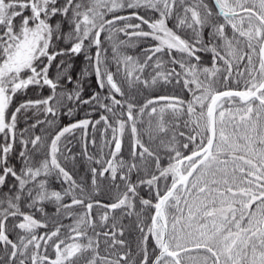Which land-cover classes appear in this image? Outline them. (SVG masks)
Here are the masks:
<instances>
[{
    "label": "snow or ice",
    "instance_id": "6c2138e0",
    "mask_svg": "<svg viewBox=\"0 0 264 264\" xmlns=\"http://www.w3.org/2000/svg\"><path fill=\"white\" fill-rule=\"evenodd\" d=\"M0 264H264V0H0Z\"/></svg>",
    "mask_w": 264,
    "mask_h": 264
},
{
    "label": "trees",
    "instance_id": "16d2710c",
    "mask_svg": "<svg viewBox=\"0 0 264 264\" xmlns=\"http://www.w3.org/2000/svg\"><path fill=\"white\" fill-rule=\"evenodd\" d=\"M77 65H78V67H82V66H83V65L80 63L79 60L77 61Z\"/></svg>",
    "mask_w": 264,
    "mask_h": 264
}]
</instances>
